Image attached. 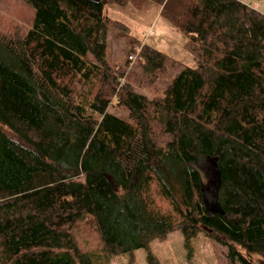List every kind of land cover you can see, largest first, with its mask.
<instances>
[{"label":"trees","instance_id":"trees-1","mask_svg":"<svg viewBox=\"0 0 264 264\" xmlns=\"http://www.w3.org/2000/svg\"><path fill=\"white\" fill-rule=\"evenodd\" d=\"M22 1L25 27L0 21V264H110L139 249L159 264L149 245L176 230L188 262L204 233L228 264H264V15L156 0L195 66L139 42L126 78L107 49L129 28L104 8L153 0ZM137 71L161 94L138 92ZM206 157L220 174L211 202L194 167Z\"/></svg>","mask_w":264,"mask_h":264},{"label":"rangeland","instance_id":"rangeland-1","mask_svg":"<svg viewBox=\"0 0 264 264\" xmlns=\"http://www.w3.org/2000/svg\"><path fill=\"white\" fill-rule=\"evenodd\" d=\"M241 1L264 15V0ZM104 13L113 20L121 21L129 28L128 35H120L116 31V36H110L107 49L108 62L114 68L124 67L126 78L138 59L137 56L142 47L139 42L166 53L184 65L195 66L193 55L183 48L185 41L183 34L160 14V6L156 0L142 6H136L131 2L108 3L104 8ZM31 16V9L22 0H0V21L25 27ZM148 32L150 34L146 36ZM137 75H141L140 71L135 74L133 84L138 92L149 98L161 94L162 86L159 81L150 86L143 83L142 80L140 83ZM110 111L120 116H126L125 111L116 107L110 108ZM209 165L206 158H199L194 167L202 174L204 194L211 202L217 187V177ZM77 237L85 249L96 250L98 248L97 238L86 227L79 228ZM149 247L159 264H228L226 249L204 233H199L191 239L192 258L190 262L186 257L187 251L183 246L182 234L177 230L170 232L164 240H153ZM252 257L254 260L257 259L255 256ZM110 264L149 263L146 261L145 251L139 249L133 253L132 257L128 254L112 257Z\"/></svg>","mask_w":264,"mask_h":264},{"label":"water","instance_id":"water-1","mask_svg":"<svg viewBox=\"0 0 264 264\" xmlns=\"http://www.w3.org/2000/svg\"><path fill=\"white\" fill-rule=\"evenodd\" d=\"M206 159L209 161V166L210 168L212 169V171L216 174V177H217V183L219 185L220 183V174H219V167H218V164H217V158H210L209 157H206ZM218 189V186L217 188Z\"/></svg>","mask_w":264,"mask_h":264},{"label":"built area","instance_id":"built-area-1","mask_svg":"<svg viewBox=\"0 0 264 264\" xmlns=\"http://www.w3.org/2000/svg\"><path fill=\"white\" fill-rule=\"evenodd\" d=\"M150 34V32H148L147 34H146V36H148Z\"/></svg>","mask_w":264,"mask_h":264}]
</instances>
